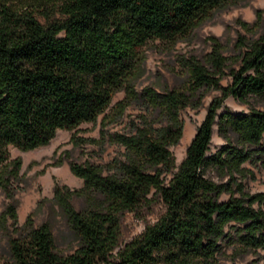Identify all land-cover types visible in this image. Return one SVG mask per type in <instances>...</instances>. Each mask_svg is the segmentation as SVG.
<instances>
[{
	"label": "trees",
	"instance_id": "trees-1",
	"mask_svg": "<svg viewBox=\"0 0 264 264\" xmlns=\"http://www.w3.org/2000/svg\"><path fill=\"white\" fill-rule=\"evenodd\" d=\"M237 1L0 0V190L8 200L0 210V264H228L227 246L251 251L264 264V189L250 192L243 183L264 168L263 10L240 22L245 32L235 34L232 52L225 54L212 35L202 58L183 57L181 85L135 87L142 45L153 38L174 43L213 10ZM225 76L229 82L222 84ZM212 89L220 93L175 164L180 111L198 108ZM229 95L248 109L218 111ZM129 105L137 112L121 129H110ZM100 113L98 136L71 133L69 141L96 145L97 152L115 144L117 152L106 161H79L62 149L54 161L69 158L83 182L77 188L54 182L52 201L74 241L60 250L48 219L36 223L28 213L19 221L20 161L7 159L8 147L45 145L57 129ZM214 125L224 142L208 153ZM77 197L85 203L78 208ZM157 200L164 212L110 258L124 211Z\"/></svg>",
	"mask_w": 264,
	"mask_h": 264
},
{
	"label": "rangeland",
	"instance_id": "rangeland-1",
	"mask_svg": "<svg viewBox=\"0 0 264 264\" xmlns=\"http://www.w3.org/2000/svg\"><path fill=\"white\" fill-rule=\"evenodd\" d=\"M257 8L263 10L264 0H239L237 2L226 4V6L215 9L209 17L200 21L195 27L190 29L184 36L178 38L176 42L169 43L157 38L148 40L140 47L142 56L141 74L136 78L135 87H141L153 84L156 87L161 85L176 86L181 85L186 78V71L182 64L183 57L190 55L202 58L210 50L211 44L209 36H216L224 44V53L232 52L233 38L237 32H245L241 26V21L251 22L255 18ZM40 20H44L43 13L35 12ZM229 82V77L221 79L222 84ZM218 89L208 90L202 97V103L198 108L184 107L180 111L182 117L183 130L179 142L171 146L174 155V162L178 164L184 157L186 145L194 134L199 122L204 118L206 107L210 99L219 94ZM124 91H118L113 94L110 105L106 108L108 111L116 100L121 99ZM228 108L232 111H245L248 109L247 104L229 95L223 99V105L218 111ZM137 112V106L129 105L119 123L109 125L110 129H121L129 116ZM103 113L97 115L95 120L83 121L75 128L57 129L52 138L45 145L29 148L28 150L19 149L16 146L8 147V160L18 158L20 161L19 174L21 175L15 193L18 199L17 215L22 222L28 213L33 214L36 223L48 219L52 224L55 235L56 245L60 250H70L74 241L70 231L66 228L63 218L57 214V206L52 201L54 182L66 184L70 188L82 186V179L75 176L68 166L69 158L64 157L59 164L54 161L57 159L60 150L68 149L70 158L79 161L86 158L90 160L106 161L117 152L119 147L115 144L107 145L103 152H97V146L93 144H83L73 147L69 141L70 134L76 133L83 136H98L100 118ZM212 136L209 143V152H214L223 142V138L216 132V125L213 126ZM185 138V142L182 140ZM55 149L56 152H55ZM247 164V163H246ZM206 174L214 180H220L212 169H207ZM226 178H224L225 180ZM245 189L250 192L262 191L264 189V168L254 169L252 175L243 179ZM228 194L221 193V198L226 199ZM7 198L0 190V210L7 202ZM76 208L83 206V198L77 197L72 199ZM164 206L160 201H155L151 205H141L133 211H124L120 219V233L117 239V245L112 250L110 258L115 256L117 249L123 247L125 242L132 237L140 234L146 224L152 223L164 211ZM226 262L230 264H260L261 260L253 252L237 251L231 246L226 247Z\"/></svg>",
	"mask_w": 264,
	"mask_h": 264
},
{
	"label": "bare ground",
	"instance_id": "bare-ground-1",
	"mask_svg": "<svg viewBox=\"0 0 264 264\" xmlns=\"http://www.w3.org/2000/svg\"><path fill=\"white\" fill-rule=\"evenodd\" d=\"M186 140H185V138L182 140V143H184Z\"/></svg>",
	"mask_w": 264,
	"mask_h": 264
}]
</instances>
